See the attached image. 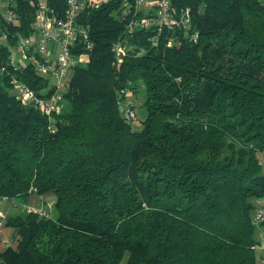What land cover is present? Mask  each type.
I'll use <instances>...</instances> for the list:
<instances>
[{
	"label": "trees",
	"instance_id": "16d2710c",
	"mask_svg": "<svg viewBox=\"0 0 264 264\" xmlns=\"http://www.w3.org/2000/svg\"><path fill=\"white\" fill-rule=\"evenodd\" d=\"M115 3L79 16L89 48L77 39L72 53L87 59L49 114L35 101L54 91L33 68L43 58L35 44L16 56L34 2L0 18V197L55 196L48 218L7 220L19 239L0 264H261L264 0H172L196 38L168 48L151 45L152 30L124 31ZM137 95L146 114L135 126L124 108Z\"/></svg>",
	"mask_w": 264,
	"mask_h": 264
},
{
	"label": "built area",
	"instance_id": "2783aa9c",
	"mask_svg": "<svg viewBox=\"0 0 264 264\" xmlns=\"http://www.w3.org/2000/svg\"><path fill=\"white\" fill-rule=\"evenodd\" d=\"M34 2V33L32 39H21L22 58L24 49H28L31 44H35L42 61L34 60V70L36 73L50 78L54 84V91L51 98L47 100H35L43 106L47 114L52 111H60L58 104L62 100L65 88L68 85L70 70L76 65H84L85 54L72 53L76 46L77 39L87 42L88 31L84 26L77 25V20L83 11L98 10L108 5L113 0H63V7L58 13L51 6L49 0H31ZM115 8L113 14L118 19L125 22L124 31L132 33L135 29H149L153 31L151 45L158 47L163 43L165 48L179 43V34L186 38L195 39L196 34H189L191 17L188 9L177 10L172 5V0H114ZM17 0H0V18L7 24L16 18ZM60 38V41H57ZM1 39V37H0ZM125 41L121 39L112 46V52L116 59L120 61L125 54ZM86 48H89L87 42ZM15 88L20 91L22 102L28 103L34 100V93L22 84L15 83ZM132 101H127L124 108L125 119L139 125L134 111L131 109ZM31 193L37 194L35 188ZM8 200L0 197V203ZM254 214L252 223L258 230L260 246L264 251V199L254 202ZM27 213L40 215L48 218L50 214L43 209L30 206L25 207ZM264 264V257L261 261Z\"/></svg>",
	"mask_w": 264,
	"mask_h": 264
},
{
	"label": "crops",
	"instance_id": "0c3cea01",
	"mask_svg": "<svg viewBox=\"0 0 264 264\" xmlns=\"http://www.w3.org/2000/svg\"><path fill=\"white\" fill-rule=\"evenodd\" d=\"M258 159L264 164V152L258 155ZM54 203L55 196L51 193L44 195L31 193L25 202L20 198L3 200L0 203V254L6 248L15 249L18 244V229L7 225L9 218L27 213L25 211L26 206L43 209L51 214ZM260 250L263 251L261 246Z\"/></svg>",
	"mask_w": 264,
	"mask_h": 264
},
{
	"label": "rangeland",
	"instance_id": "374dc122",
	"mask_svg": "<svg viewBox=\"0 0 264 264\" xmlns=\"http://www.w3.org/2000/svg\"><path fill=\"white\" fill-rule=\"evenodd\" d=\"M5 22V21H4ZM6 23V22H5ZM7 24V23H6ZM0 37L3 39L4 38V36H2L1 34H0ZM32 39V38H31ZM57 41L59 42L60 41V38H57ZM19 55H23V53H22V46H21V44H18V46H17V54H16V56L18 57ZM17 60V59H16ZM45 77V76H44ZM46 78V77H45ZM28 88V87H27ZM130 98V100H132L133 101V110H134V112H135V114H136V117H137V119H142L144 116H145V114H146V112H145V109L143 108V106H142V103H143V100H142V98L140 97V95H137V96H130L129 97ZM21 99H22V97H21ZM61 102V101H60ZM53 210V209H52Z\"/></svg>",
	"mask_w": 264,
	"mask_h": 264
},
{
	"label": "water",
	"instance_id": "95a60500",
	"mask_svg": "<svg viewBox=\"0 0 264 264\" xmlns=\"http://www.w3.org/2000/svg\"><path fill=\"white\" fill-rule=\"evenodd\" d=\"M121 110V109H120Z\"/></svg>",
	"mask_w": 264,
	"mask_h": 264
}]
</instances>
